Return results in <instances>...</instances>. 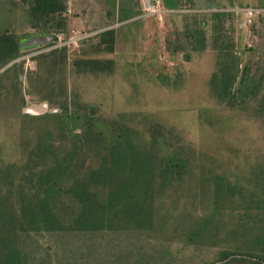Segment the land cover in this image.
<instances>
[{"label":"rangeland","instance_id":"obj_1","mask_svg":"<svg viewBox=\"0 0 264 264\" xmlns=\"http://www.w3.org/2000/svg\"><path fill=\"white\" fill-rule=\"evenodd\" d=\"M173 3L177 12L162 20L144 14L141 0H131L117 18L108 5H89L82 16L70 4L64 34L51 45L25 47L9 68H0V264L7 257L8 264H170L169 258L198 264L226 250L264 260V111L254 102L231 108L213 97L209 14H203L206 49H191L185 31L197 11L264 6V0ZM229 15L226 33L240 69L245 63L262 69L264 20L250 25L243 13ZM125 16L131 19L121 20ZM108 27L116 30L114 50H95V33ZM2 29L24 42L35 33L21 0H0ZM77 57L111 58L114 68L76 72ZM71 100L98 117L100 140L77 146L73 132L83 128L77 111L68 118L36 112L42 101L53 108L65 101L72 107ZM153 131L168 137L157 136L153 145ZM172 146L179 149L176 168L164 176L160 154ZM29 168L43 169L54 181L47 195L39 186L27 188ZM41 195L48 196L61 230L31 233L23 245L29 255H6L14 244L10 220ZM88 206L109 218L92 225L105 231L75 228Z\"/></svg>","mask_w":264,"mask_h":264},{"label":"trees","instance_id":"obj_2","mask_svg":"<svg viewBox=\"0 0 264 264\" xmlns=\"http://www.w3.org/2000/svg\"><path fill=\"white\" fill-rule=\"evenodd\" d=\"M25 4L27 9V23L30 28L35 30L32 35L44 36L52 34L54 40L58 38L59 34H64L66 29L67 17L66 3L63 0H21ZM209 14V21L211 26V48L216 52L215 68L210 75V91L218 102L227 105L231 108H243L250 103L254 102L258 111H264V67L256 66L255 70L249 66V63H245L240 69V59L237 55L232 53L233 43L227 35V22L230 19V15L227 12H221L218 10L197 11L193 14L191 28L186 24V38L189 41L191 49L196 51H202L206 49V30L202 24V15ZM128 16L123 17L124 20ZM264 18L260 17L254 21L262 22ZM252 24V25H253ZM116 37V30L113 27L102 29L95 33L94 38L97 39L93 48L95 50L105 49L112 52L114 50ZM26 41V39H24ZM53 44L51 41L48 45ZM28 47V43L22 41L19 35L11 32L7 29L0 30V68L6 65L12 59L20 56L21 50ZM53 58V54L50 53ZM49 56L40 53L38 58H47ZM59 57H65V50H59ZM73 67L76 72H89V73H110L114 68V60L111 58H94V57H77L72 61ZM6 67L5 69L9 68ZM260 68V69H259ZM258 69V70H257ZM72 107H69L67 101L60 104L57 108L60 109V113L65 117L70 116V111H77L75 118L77 120H83V128L81 131L73 132L74 140L78 141V147L82 146V143L87 140L98 141L101 138L103 132L98 129H94V121L98 119L91 113L79 110L75 107V103L71 100ZM62 137H66L65 133L61 134ZM157 136L167 138V133L162 131H156L151 133V141L153 145L159 144L157 142ZM178 147L172 146L168 150L165 149L161 152L162 161V175L167 176L171 174L169 171L171 167H175L176 162H172L177 159L179 155ZM33 155V154H32ZM31 155V156H32ZM177 164V163H176ZM187 162H182V167L186 169ZM177 166V165H176ZM180 167V166H179ZM176 168V167H175ZM29 178L27 182V188H34L37 190L38 186L40 190L48 192L54 187V181L50 180L49 176L40 171H32V168L26 169ZM173 171V170H172ZM177 171H173V177H176ZM36 176L35 181L32 179ZM36 179L38 182H36ZM49 179V180H48ZM39 183V185H36ZM15 186L21 187V183H17ZM24 186V185H23ZM42 196L37 205H25L23 210L17 212L13 222L10 220V226L8 227L9 238L14 240V244L8 247L6 255H29L24 245L27 239H30L31 233L40 232H53L55 230H61L57 215L54 213L55 209L48 206L50 204L48 196ZM264 196V195H263ZM89 211H82L79 222H76L78 230L95 231V229L106 228L92 227L96 225V221H102L103 219H109L102 214L98 215L93 208L88 206ZM14 216V217H15ZM88 223H85V222ZM79 223V224H78ZM87 226H83V224ZM78 226V227H77ZM71 228V227H70ZM74 228V227H73ZM222 253V254H221ZM174 261L173 258H169ZM10 258L7 257V264ZM169 261L170 264L174 263ZM16 262L20 263V258L16 259ZM176 264V263H174ZM198 264H264V260L250 259L248 255H233L231 251H222L216 255L214 260L202 261Z\"/></svg>","mask_w":264,"mask_h":264},{"label":"built area","instance_id":"obj_3","mask_svg":"<svg viewBox=\"0 0 264 264\" xmlns=\"http://www.w3.org/2000/svg\"><path fill=\"white\" fill-rule=\"evenodd\" d=\"M144 14H155L159 20H162L167 12H176L177 9L166 7L162 0H141ZM221 12H227L232 15L243 13L246 17V24L252 25L260 17L264 18V6H244L231 9H214ZM75 32V30H72ZM54 41V40H53ZM54 46V45H52Z\"/></svg>","mask_w":264,"mask_h":264},{"label":"crops","instance_id":"obj_4","mask_svg":"<svg viewBox=\"0 0 264 264\" xmlns=\"http://www.w3.org/2000/svg\"><path fill=\"white\" fill-rule=\"evenodd\" d=\"M66 3L67 9H66V17H67V22H68V18L70 17V14L72 13V8H70V4H74V5H78L79 9H81L80 12H82V16L83 15H88L89 14V5H108L109 8L111 7L113 10V15L117 18L119 17V15L124 16L127 12V8L130 5V1L131 0H63ZM164 5L166 7L169 8H174V0H162ZM142 4V2H141ZM178 10V9H177ZM79 12V11H77ZM175 12V11H174ZM177 12V11H176ZM108 13V11H106V14ZM173 13V12H170ZM80 16V15H79ZM78 17V16H76ZM89 19H90V15H89ZM131 19V17H127L125 18L123 21L129 20ZM122 23V22H120Z\"/></svg>","mask_w":264,"mask_h":264},{"label":"water","instance_id":"obj_5","mask_svg":"<svg viewBox=\"0 0 264 264\" xmlns=\"http://www.w3.org/2000/svg\"><path fill=\"white\" fill-rule=\"evenodd\" d=\"M202 24H203V26L205 25V17H204V15L202 16ZM53 40H54V38H53L52 34H47V35H44V36L34 35L32 37V39L29 41L28 46L29 47L39 46V45L50 43ZM7 65L8 64L3 66V68L6 67ZM19 79H21V80L23 79L25 82L28 81L29 83H33V77H24V76L20 75ZM57 111H58V108L49 107L47 101H42L38 105V107L36 109V112L44 113V114H46L48 112H57Z\"/></svg>","mask_w":264,"mask_h":264},{"label":"flooded vegetation","instance_id":"obj_6","mask_svg":"<svg viewBox=\"0 0 264 264\" xmlns=\"http://www.w3.org/2000/svg\"><path fill=\"white\" fill-rule=\"evenodd\" d=\"M34 35H30L29 37H26V43H29V41L32 39ZM23 80V79H22ZM24 81V80H23ZM53 108H57V107H53ZM57 112H60V109L58 108V111ZM3 264H5V262H3Z\"/></svg>","mask_w":264,"mask_h":264}]
</instances>
